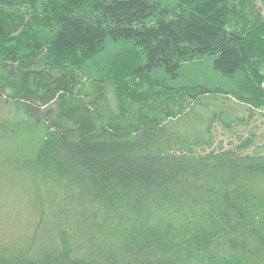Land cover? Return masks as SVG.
Here are the masks:
<instances>
[{"label": "trees", "instance_id": "obj_1", "mask_svg": "<svg viewBox=\"0 0 264 264\" xmlns=\"http://www.w3.org/2000/svg\"><path fill=\"white\" fill-rule=\"evenodd\" d=\"M263 85L264 0H0V96L47 123L28 131L38 140L26 149L42 152L23 168L79 175L107 211L190 188L210 201L205 228L115 215L126 257L110 250L114 264H261L264 157H200L163 137L168 119L210 95L264 111ZM61 243L0 264H83Z\"/></svg>", "mask_w": 264, "mask_h": 264}, {"label": "rangeland", "instance_id": "obj_2", "mask_svg": "<svg viewBox=\"0 0 264 264\" xmlns=\"http://www.w3.org/2000/svg\"><path fill=\"white\" fill-rule=\"evenodd\" d=\"M189 73L197 72L190 69ZM207 78L211 81L210 76ZM46 124H33L20 106L9 97L0 96V256L24 252L37 261L43 252L52 255L55 249L62 250L63 239L68 241L66 247L73 261L114 264L106 254L112 250L118 261L126 255L119 249L126 247L120 244L125 231L111 233L118 223L115 215H124L122 222H127L126 210L137 224L158 223L169 229V223L176 227L183 223L185 226L188 221L205 228L203 217L210 212V201L207 203L205 195L191 188L134 201V210L123 207L107 211L103 202L83 193L79 175L37 173V166L23 168L22 161L30 159L32 164L36 163L42 152L39 146L31 151L26 149L29 142L38 140V135L29 133L30 130L43 133ZM165 125L163 141L168 139V133L177 135L186 142L184 150L190 149L195 156L231 152L240 157H264V111L250 109L231 97H204L182 117L168 119ZM246 141H250L247 148L236 149ZM259 253V263L264 264V248Z\"/></svg>", "mask_w": 264, "mask_h": 264}]
</instances>
